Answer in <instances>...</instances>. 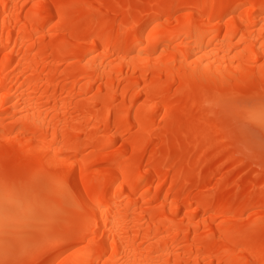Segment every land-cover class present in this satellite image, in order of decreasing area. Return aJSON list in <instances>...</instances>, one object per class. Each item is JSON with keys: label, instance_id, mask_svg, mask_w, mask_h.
<instances>
[{"label": "bare ground", "instance_id": "obj_1", "mask_svg": "<svg viewBox=\"0 0 264 264\" xmlns=\"http://www.w3.org/2000/svg\"><path fill=\"white\" fill-rule=\"evenodd\" d=\"M262 4L0 0V177L7 167L29 180L38 214L61 204L54 182L61 176L78 195L99 192L106 214L122 204L133 252L155 264H264V167L239 172L250 158L226 142L225 118L209 116L203 103L206 91H264ZM189 5L198 7L183 11ZM202 13L226 15L216 35L203 39V78L193 80L178 62L183 49L171 42ZM122 26L126 39L135 33L146 45L137 55L117 46ZM14 96L27 98L25 111ZM40 141L59 164L45 176L34 174ZM98 230L97 239H106L104 221ZM73 245L58 264L98 259L83 235L57 248Z\"/></svg>", "mask_w": 264, "mask_h": 264}, {"label": "snow or ice", "instance_id": "obj_2", "mask_svg": "<svg viewBox=\"0 0 264 264\" xmlns=\"http://www.w3.org/2000/svg\"><path fill=\"white\" fill-rule=\"evenodd\" d=\"M196 5L185 6V12ZM223 8V5H213V9ZM253 5H239L237 10L251 9ZM264 10V4L261 5ZM226 14H213L210 17L202 13L193 15L183 26L179 36L174 37L171 43H175L179 51L178 62L181 68L193 79L203 78L202 69L205 67L204 57L207 55L203 47V39L216 35L214 27L217 23H223ZM227 19H232L231 15ZM55 20L53 15L52 23ZM261 30L264 31V21ZM125 28L122 26V34L117 46L127 48L125 55H137L136 47H146L143 42L137 43V34H132L126 39ZM195 36L196 43H185L188 36ZM215 41H209V47ZM112 51L111 48L107 49ZM94 53H89L91 56ZM138 55H144L141 51ZM264 67V66H262ZM230 83V82H226ZM204 106L209 109V116L219 115L225 118L221 131L226 142L236 148L237 154L250 159L259 158L264 161V91L258 94L204 92ZM15 107H28V100L24 97H13ZM11 103V101H9ZM44 142L35 144L34 174L45 176L47 169L56 166L57 158L48 155ZM57 191L60 194L61 204L46 208L43 214L35 211L37 193L33 184L21 175L14 174L6 167L3 176L0 177V235L4 237L0 246V264H58L60 258L66 253L76 249H58L57 245L67 242L69 239H77L83 235L93 248L89 252L98 253L96 260H81L79 264H155L143 257L137 258L133 252L131 233L124 235L123 215L119 211L122 204L117 205L115 215L106 214L108 203L102 202L99 192L92 197L78 195L64 176L55 181ZM118 198L124 193L119 192ZM132 193H130L131 195ZM110 203V202H109ZM251 210V209H250ZM104 221L106 239H97L100 236L99 225ZM111 224V228L108 225ZM28 229L27 235H21L24 229ZM15 240L16 242H13ZM83 243V241H81ZM46 254L51 259H41ZM89 253H85L87 255Z\"/></svg>", "mask_w": 264, "mask_h": 264}, {"label": "rangeland", "instance_id": "obj_3", "mask_svg": "<svg viewBox=\"0 0 264 264\" xmlns=\"http://www.w3.org/2000/svg\"><path fill=\"white\" fill-rule=\"evenodd\" d=\"M264 167V161H261L259 158H255V159H247L243 165L240 167L239 172L240 173H244L246 175H256L257 173L260 172V168ZM259 178L262 180H264V173L261 175V177L259 176ZM249 186V185H248ZM25 230V229H24ZM2 236V235H0ZM72 248V247H70ZM78 248V246L76 247V249L70 251H76ZM70 252H67V254H69ZM66 254V255H67ZM61 261V258L59 260V262Z\"/></svg>", "mask_w": 264, "mask_h": 264}]
</instances>
